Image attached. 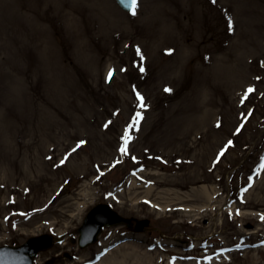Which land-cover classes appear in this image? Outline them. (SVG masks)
<instances>
[{"label": "rangeland", "instance_id": "rangeland-1", "mask_svg": "<svg viewBox=\"0 0 264 264\" xmlns=\"http://www.w3.org/2000/svg\"><path fill=\"white\" fill-rule=\"evenodd\" d=\"M262 165L264 0H0V247L49 234L35 264H264ZM97 204L130 227L80 249Z\"/></svg>", "mask_w": 264, "mask_h": 264}, {"label": "water", "instance_id": "water-1", "mask_svg": "<svg viewBox=\"0 0 264 264\" xmlns=\"http://www.w3.org/2000/svg\"><path fill=\"white\" fill-rule=\"evenodd\" d=\"M121 7L128 9L131 6L130 0H117ZM131 220L117 215L106 205H98L87 215L80 231L79 245L85 247L94 243L98 234L104 226H116L119 224L129 225ZM148 221L136 223V231H142ZM51 245V238L43 236L30 239L20 248H0V264H33V257L38 251L48 248Z\"/></svg>", "mask_w": 264, "mask_h": 264}, {"label": "snow or ice", "instance_id": "snow-or-ice-1", "mask_svg": "<svg viewBox=\"0 0 264 264\" xmlns=\"http://www.w3.org/2000/svg\"><path fill=\"white\" fill-rule=\"evenodd\" d=\"M130 3H131V14L134 16L135 14H136V8L138 7V0H130ZM138 51V53H139V50H137ZM141 71H143V69H141ZM111 75H112V73L110 72L109 73V79L111 78ZM165 91H170L169 89H165ZM249 92H251L252 91V89H249L248 90ZM140 101H141V107H144V105H143V97H140V96H138L137 97ZM141 117L139 116V114L137 115V117H136V119H137V121L140 119ZM126 135V137H127V133L125 134ZM127 144H128V139L126 138L125 139V144H124V147L121 149V151L122 152H126V150H127ZM223 153H221V155H222ZM262 167H264V165H262Z\"/></svg>", "mask_w": 264, "mask_h": 264}]
</instances>
